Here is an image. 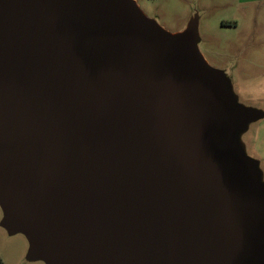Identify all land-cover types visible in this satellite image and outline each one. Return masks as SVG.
Returning <instances> with one entry per match:
<instances>
[{"label": "water", "instance_id": "1", "mask_svg": "<svg viewBox=\"0 0 264 264\" xmlns=\"http://www.w3.org/2000/svg\"><path fill=\"white\" fill-rule=\"evenodd\" d=\"M135 0H0V206L46 264H264V180L199 47Z\"/></svg>", "mask_w": 264, "mask_h": 264}, {"label": "rangeland", "instance_id": "2", "mask_svg": "<svg viewBox=\"0 0 264 264\" xmlns=\"http://www.w3.org/2000/svg\"><path fill=\"white\" fill-rule=\"evenodd\" d=\"M144 14L170 33L198 25V47L208 64L230 81L240 105L263 113L235 136L243 154L257 162L264 180V0H135ZM0 264H46L30 255L22 233L3 226Z\"/></svg>", "mask_w": 264, "mask_h": 264}]
</instances>
